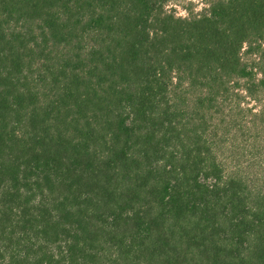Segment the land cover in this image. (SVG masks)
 Here are the masks:
<instances>
[{
    "label": "trees",
    "instance_id": "trees-1",
    "mask_svg": "<svg viewBox=\"0 0 264 264\" xmlns=\"http://www.w3.org/2000/svg\"><path fill=\"white\" fill-rule=\"evenodd\" d=\"M260 66L264 0H0V264H264Z\"/></svg>",
    "mask_w": 264,
    "mask_h": 264
},
{
    "label": "rangeland",
    "instance_id": "rangeland-1",
    "mask_svg": "<svg viewBox=\"0 0 264 264\" xmlns=\"http://www.w3.org/2000/svg\"><path fill=\"white\" fill-rule=\"evenodd\" d=\"M164 2L165 10L180 17H190L200 14L209 5V0H164ZM259 68L264 69V66H260ZM260 76L258 75V78ZM241 103L243 107H252L254 112H258L261 108V103L255 102L251 98H246ZM241 115L245 119L240 122L242 126L235 130L233 140L229 135L228 141H226L225 157L234 158L240 163L243 171L259 176V172L262 173L264 169V131L260 126L250 129V126L247 125L250 122V116L245 113ZM233 141L235 146L234 153L231 152L230 148Z\"/></svg>",
    "mask_w": 264,
    "mask_h": 264
}]
</instances>
